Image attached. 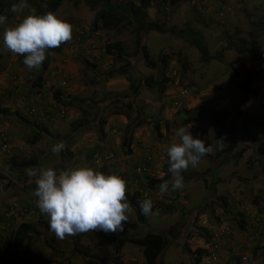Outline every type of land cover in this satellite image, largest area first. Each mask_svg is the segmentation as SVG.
Listing matches in <instances>:
<instances>
[{
  "label": "rangeland",
  "instance_id": "obj_1",
  "mask_svg": "<svg viewBox=\"0 0 264 264\" xmlns=\"http://www.w3.org/2000/svg\"><path fill=\"white\" fill-rule=\"evenodd\" d=\"M49 1L3 0L6 7L0 11L7 17L0 25V134L5 133L10 140L5 157L8 159L0 169V235L9 236L3 237L6 244L0 245V264H130L133 260L136 264H146L140 246L125 241L117 251L118 241L127 234L166 232L171 226L180 234L168 247L163 264H195L194 254L186 251V247L207 251L211 246L209 233L223 228L226 234L217 242L220 253L215 264H239L237 260L243 261L244 253L250 260L240 261L241 264H264V210L260 211L264 207V162L254 148L256 143L241 125L240 141L229 155L236 161L224 163L228 156L218 160L215 155L228 145V140L220 137L213 119L205 117L186 122L180 114L196 106L206 110L239 107L244 111L243 119H248L244 122L247 128L264 136V56L255 59L229 48L232 44L247 45L243 43L257 33L259 47L264 51V0H181L176 4L150 0L145 9L146 21L166 28L173 26L176 32L146 29L142 33L148 49L147 61L154 62V66L147 63L139 50L135 23L129 21L127 12H119L124 15L119 26L104 27L96 20L97 9H92L86 0H64L56 13L71 23L72 34L85 32L86 36L89 33L88 38L74 46L63 42L61 51L49 49V60L38 69H29L23 64L24 56L3 46L2 34L32 9L37 11V4L46 5ZM115 2L128 8L131 4L140 5L141 0ZM14 4L21 11L12 12ZM186 29L202 38L208 53L179 34ZM109 44L123 48L126 59L109 54L106 49ZM80 58L88 60L89 66ZM128 60L131 64L127 74L109 77L112 70L124 67ZM151 75L154 86L144 84L133 96L129 78L138 84L141 77L143 80L144 76ZM38 76L44 79L42 85L34 83ZM57 76L67 77V84L60 86ZM248 78H252L251 90L243 87ZM182 90H186L185 95L181 94ZM58 94L73 103L60 102ZM33 105L43 115L32 114ZM17 109L20 114H16ZM137 120L144 122L135 126ZM156 121L160 123V132L154 128ZM190 125L194 137L211 143L214 150L202 157L195 168L189 166L182 172L184 186L173 191L172 174L164 171L169 159L167 150L178 142V128ZM76 127L80 128L79 132L73 134ZM100 128L111 131L117 128L119 142L111 148L116 160L97 163L94 153L98 149L109 151L100 143H84L85 138L91 137L88 140L93 141L101 136ZM131 128L135 129L131 131ZM200 130L202 135L198 136ZM36 133L40 139L33 141ZM128 137H131L130 155L125 154L127 145H123ZM57 143L65 147L60 153H53L51 148ZM131 155L135 159L132 167L151 155L154 169L151 166L153 177L141 184H135L134 173L127 171L130 181L126 188L130 192L151 187L150 183L158 179L169 182V190L164 193L160 191L161 181L149 188L154 214L144 215L140 220L130 205L129 221L124 222L123 231L93 230L58 239L49 228L47 215L37 208V213L27 222L34 227L32 234L22 242L13 243L15 229L5 221V212L29 205L34 198L37 200L36 177L27 175L29 169L91 166L106 174L125 172L123 168L132 160ZM28 159L34 163L19 164ZM218 168L214 183L217 195L213 197L206 191L203 176H211ZM222 195L226 197L227 208L221 206L219 196ZM113 234L116 238L106 237ZM77 236L80 244L76 243ZM79 248L85 252L78 251Z\"/></svg>",
  "mask_w": 264,
  "mask_h": 264
},
{
  "label": "clouds",
  "instance_id": "obj_2",
  "mask_svg": "<svg viewBox=\"0 0 264 264\" xmlns=\"http://www.w3.org/2000/svg\"><path fill=\"white\" fill-rule=\"evenodd\" d=\"M11 11L19 12L21 8L14 4ZM6 19V15L0 14V25L4 24ZM71 38L70 22L56 12L38 14L35 9L18 24L6 27L2 34L3 46L15 54L24 56L23 64L29 69L40 68L48 49L57 48ZM190 128L191 125L179 127L176 132L178 142L172 143L167 150L173 191L184 186L182 172L189 166L195 168L202 157L214 150L211 143L206 145L203 139L194 137ZM64 147L63 143H57L52 146L51 151L60 153ZM97 151L102 154L110 152L99 149ZM117 172L124 175L127 173L120 170L106 174L91 166H78L64 170L53 167L29 169L27 175L36 177L34 195L37 197V207L47 215L50 230L58 239H64L67 235L93 230L123 231L124 222L129 221L130 203L126 194L127 180ZM168 190L169 182H162L161 193ZM144 191L149 192L150 189L144 188L142 193ZM149 198L150 196L144 197L138 201L140 211L146 217L154 214L153 201ZM12 223L11 221L10 224Z\"/></svg>",
  "mask_w": 264,
  "mask_h": 264
},
{
  "label": "trees",
  "instance_id": "obj_3",
  "mask_svg": "<svg viewBox=\"0 0 264 264\" xmlns=\"http://www.w3.org/2000/svg\"><path fill=\"white\" fill-rule=\"evenodd\" d=\"M64 0H50L46 5H39L37 4V13L38 14H45L48 11H53V12H57L58 8L61 6L62 2ZM75 2L78 0H74ZM181 0H162V2L164 4L167 3H171V4H176L178 2H180ZM86 2L90 5V7H92V9H97L96 11V20H100L102 22V25L104 27H114V26H119L123 21H124V15L120 14L119 12H127V15L130 16V22L135 23V27H134V32L136 35V40H137V46L139 48V50L141 51V53L144 56V59H146L147 61V57H148V49L146 44L143 42V32L146 29H151V30H156L158 32H171V33H176L175 32V28L173 26H169V27H165L160 25L157 22H147L145 19L146 16V12L145 9L146 7L150 4V0H141L140 5L138 6H134V5H130V7H126L121 3H117L115 2V0H86ZM3 7L5 6V3L3 2V0H0V11H2ZM165 25V24H164ZM89 34V33H88ZM88 34L87 36L85 35V32H83V34H81V42H84L85 39L88 38ZM180 35L188 37L189 39H191L194 42V45L198 48H200L203 52L208 53L207 48L205 47L204 41L202 40V38H200V36L193 32L190 29H186L183 30L181 32H179ZM74 37V36H72ZM243 44H247V45H242L239 46L237 44H232L231 46H229V48H235L236 50H238L239 52L242 53H247L249 54L251 57L255 58V59H261L264 56V51L259 47V43L257 40V33H253L252 36L250 37V39H248L246 42H244ZM62 46L60 45L57 48H52L56 51H61L62 50ZM107 52L111 55L116 56L119 59H126L125 56H127L124 53L123 48L119 47L117 44H109L106 46ZM51 50V49H50ZM49 49L47 50L46 53V62L49 60L50 54H48ZM1 55V54H0ZM80 60H83L85 62V64H87V66H89V62L88 60L82 59L80 58ZM151 60H149L150 62ZM147 61V63H149ZM130 63V61L128 60V62H126V65L124 67L118 68L116 70H112L109 73V77L115 76L116 74H127V67L128 64ZM131 64V63H130ZM129 64V65H130ZM151 64V62H150ZM151 65H155V63L153 62V64ZM153 79V76H144L143 80L141 77V80L138 84L134 83V80L132 78H129V80L131 81L130 84V90H132L131 92L133 93V96H136L144 86L142 85H148V87H153L155 84V81L151 80V78ZM133 81V82H132ZM44 82V79L42 78V76H38V78H35L34 83L35 84H39L42 85ZM251 84H252V78H248L244 84L243 87L246 90H251ZM14 91V90H12ZM59 97V101L63 102L64 104H71L73 103L72 100H68L65 97H61L60 94L57 95ZM76 99V98H75ZM16 114H20V110H15ZM2 114V113H1ZM180 114L182 115L183 119L186 122H192L195 119H203L205 117H208L210 119H213L214 123L216 124L217 129H219V134L221 138L226 137L228 140V145L225 146L224 148L218 150L216 152L215 158L216 159H221L222 157H229L230 153L235 150L238 146L239 143V135H240V130H241V125H243V128L246 132V134L252 139L254 140V142L256 143V147H254L260 158L262 159V162H264V136H258L256 135L254 132H252L250 129L247 128V125L244 124V122H246L248 119L244 118L243 119V114L244 111L242 108L239 107H228V108H224L222 110H218V109H210V110H206L205 108H203V106H196L193 110H186L184 109L183 111L180 112ZM144 122V121H143ZM143 122H141V120H137V123L135 124V126L141 125ZM101 123H105L104 121H101ZM154 128L157 130V132L161 131V126L160 123L158 121H156L154 123ZM75 129L79 130L80 128L76 127ZM102 129V128H101ZM135 128H131V131H133ZM103 133V132H102ZM133 135V133H131V136ZM40 139V136L38 133H36L32 140L33 141H37ZM131 137L125 138L123 141V145H127L125 147V154L126 155H130L132 150H131ZM207 145V144H206ZM246 148H242L240 149V151H244ZM71 155V153H69V156ZM262 157V158H261ZM228 160H226V162L224 163H229V162H235V158L233 157H229L227 158ZM17 163V162H15ZM34 161L32 159H28V160H23L22 163H19L20 165H30L33 164ZM18 164V163H17ZM16 164V165H17ZM169 159L166 161V165H165V169L164 171L166 173L170 174L169 171ZM220 168L216 169V171H214L211 176L209 177H205L203 176V179L205 180L206 183V191L208 194H210V196H216V191L214 189V183H216L215 181L216 179V175L218 173ZM167 174V175H169ZM126 176V174L124 175V177ZM150 177L153 176H147V179H150ZM125 179L127 181H130V176L129 174L127 175V177H125ZM185 179V178H184ZM173 180V179H172ZM170 180V181H172ZM157 181H165L163 179H158L155 180V182ZM155 182L150 183V185L148 186H144L142 187V190H138V191H134V192H130L131 190H129V192H126L127 194V199L130 203V205L136 210L137 216L140 220L144 219V214L140 211L139 208V204L138 201L140 199H144V196L142 194V191L144 190V188H152L153 185L155 184ZM148 183V184H149ZM176 199V198H175ZM220 201H222L221 206H223L224 208H227L226 205V197L224 195L219 196ZM264 207L260 208V211H263ZM242 221V218H241ZM12 225L14 224V221L12 220ZM183 227V226H182ZM34 230V227L30 224H28L27 222L22 223L18 229L15 231L14 233V239L12 238L13 243L16 242H22L26 236L31 235L32 232ZM180 231L177 230L174 226H171L168 231L166 232H149L146 233L142 236H136V235H131V234H127L126 236H124V238H122L121 240L118 241L117 243V251L118 249L121 248V246L123 245V243L125 241H129L132 242L138 246H140L143 249V253L145 256V263L146 264H163L164 263V256L166 255V251L168 249V247L170 246V244L175 241L178 237H179ZM213 231L209 233V237H208V242H211L213 240ZM6 237V239L9 238V236H7V234L3 233V235H0V245H2V243H5L6 241L4 240V238ZM107 238L113 239L116 238V235L113 234L112 236H106ZM79 241V242H78ZM76 243L80 244V238L77 236L76 239ZM6 244V243H5ZM258 249H260V246H258ZM264 249V248H263ZM196 250V251H195ZM195 250H192V248H190L189 246L186 247V251L193 253L195 256V264H206L204 262V257L206 256V254L208 253V251H206L204 248H197ZM80 252H85L82 248H79ZM240 251V250H239ZM118 253V252H117ZM85 254H88V252H86ZM242 254V252H240V255ZM264 255V252H263ZM116 257V256H115ZM241 259V257H240ZM250 260L249 255L247 254V261ZM239 262V264H241L240 261L241 260H237ZM245 262V261H242Z\"/></svg>",
  "mask_w": 264,
  "mask_h": 264
},
{
  "label": "built area",
  "instance_id": "obj_4",
  "mask_svg": "<svg viewBox=\"0 0 264 264\" xmlns=\"http://www.w3.org/2000/svg\"><path fill=\"white\" fill-rule=\"evenodd\" d=\"M80 35H81L80 33H73L72 36H74V37H72L69 41H67V46L68 45L74 46L76 44V42H78V41L81 42L82 39H81ZM93 47L96 48L97 45H93ZM58 76L56 78L58 79L59 85L60 86L66 85L68 82L66 77L60 76L58 78ZM4 93H6V91H4L3 94ZM185 93H186V90H182L181 94L185 95ZM30 112L32 114L38 113V110H37L35 105H33L30 108ZM197 135L201 136L202 131L201 130L198 131ZM9 150H10V140L5 133H1L0 134V169L2 168L3 161H4ZM94 157H95V161L97 163H100L102 161L110 162V161L117 159L114 152L102 154L100 151H97L95 153ZM151 160H152V156L149 155L145 162L137 165L134 168L132 173H134L133 177H134V183L135 184H140V182H142V180L145 178L144 176H146L147 174H150V172H151ZM66 169H68V168H66ZM117 173L120 174L125 179L124 174L122 172H117ZM142 194L144 197L148 198L149 192L144 191ZM37 208H38L37 207V200L34 198L32 200V202L29 203V205H25L23 207H18L17 209L16 208L15 209L9 208L5 212V219L7 220L8 224H10L12 219H13L14 220L13 226H14L15 230H17L18 227L22 223L28 222V219L37 213ZM16 213H17V217L15 216ZM224 234H226L225 228H223L217 232L213 231V235H214L213 240L211 242H209V244L211 246L207 249L208 253L206 254V256L203 259L206 264H215L219 260L220 248H219V244L217 242L224 238L223 237ZM242 258H243V261L246 262L247 261V254L244 253ZM130 264H136L135 260H133V262H130Z\"/></svg>",
  "mask_w": 264,
  "mask_h": 264
},
{
  "label": "crops",
  "instance_id": "obj_5",
  "mask_svg": "<svg viewBox=\"0 0 264 264\" xmlns=\"http://www.w3.org/2000/svg\"><path fill=\"white\" fill-rule=\"evenodd\" d=\"M41 115H43V112H41L40 114H39V116H41ZM45 115V114H44ZM0 117H2L1 116V114H0ZM142 129L143 128H140V133H142ZM114 131H111V130H109V129H105L104 130V128H100V131H101V136H97V138H96V140H88V139H90L91 137H88V138H85L84 139V143H89V142H95L96 144H101L102 146H104V150H106V151H113L111 148H114V146H116V143L115 142H119V140H118V137H117V128H114L113 129ZM79 131L77 130V129H75L74 130V132H72L73 134H76V133H78ZM103 132V133H102ZM103 136V137H102ZM93 137V136H92ZM75 138H77V136L76 135H74V139ZM102 139L104 140V141H102ZM144 142L146 143V141L144 140ZM80 147L82 148V146L80 145ZM130 157H132V160L130 161V162H125L126 164H125V166H124V170H125V172L126 171H128V172H133V170H134V168L137 166V165H139V164H141V162H136L135 164L136 165H134L133 167H132V161H135V159H134V157L131 155ZM135 158H137V156H135ZM7 159L8 158H6L5 159V161H4V164L6 163V161H7ZM138 159V158H137ZM154 165V164H153ZM152 166V165H151ZM132 167V168H131ZM152 168H153V166H152ZM154 169V168H153ZM152 171L150 172V174H148L147 176H150V175H152ZM129 174V173H128ZM127 173H126V176L128 175ZM154 175V174H153ZM147 178V177H146ZM126 191H129V189L128 188H126ZM6 221V220H5Z\"/></svg>",
  "mask_w": 264,
  "mask_h": 264
}]
</instances>
